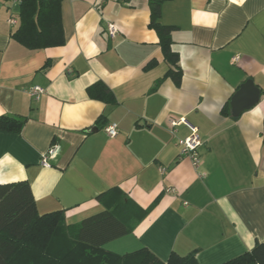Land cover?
<instances>
[{"label": "crops", "instance_id": "0c3cea01", "mask_svg": "<svg viewBox=\"0 0 264 264\" xmlns=\"http://www.w3.org/2000/svg\"><path fill=\"white\" fill-rule=\"evenodd\" d=\"M18 7L0 0V116L26 122L20 133L0 131V185L29 183L39 215L63 212L67 225L104 211L99 196L118 188L151 208L104 246L119 255L146 248L167 262L196 252L199 264H224L264 243V0L163 4L162 24L177 28L180 86L165 79L148 0H62L64 45L39 50L12 36ZM248 81L260 102L224 116ZM98 82L116 103L90 99ZM34 86L45 90L40 100L29 94ZM182 118L202 140L198 168L178 144L190 130L171 126ZM109 124L117 136L104 132ZM56 142L59 156L43 167Z\"/></svg>", "mask_w": 264, "mask_h": 264}, {"label": "trees", "instance_id": "16d2710c", "mask_svg": "<svg viewBox=\"0 0 264 264\" xmlns=\"http://www.w3.org/2000/svg\"><path fill=\"white\" fill-rule=\"evenodd\" d=\"M170 0H148L149 28L159 38L164 60L169 66L165 79L180 86L183 71L179 55L172 50L174 26L162 24L163 4ZM62 0H20L19 27L13 38L30 50L64 45L61 15ZM150 61L145 71L156 66ZM90 99L107 104L116 103L115 96L103 83L88 87ZM231 115L230 103L222 110ZM25 118L0 116V131L20 133ZM106 209L85 218L78 224L67 225L63 212L39 215L27 182L0 185V264H199L196 252L187 256L172 253L167 262L148 249L119 255L104 249L114 240L133 232L150 209L144 210L118 188L99 196ZM224 264H264V243Z\"/></svg>", "mask_w": 264, "mask_h": 264}, {"label": "built area", "instance_id": "2783aa9c", "mask_svg": "<svg viewBox=\"0 0 264 264\" xmlns=\"http://www.w3.org/2000/svg\"><path fill=\"white\" fill-rule=\"evenodd\" d=\"M16 4V6H19L20 0H13ZM9 23L11 25H16L17 21L14 18H11L9 20ZM117 33V28L114 25H109V34L111 37H113ZM234 60H238V57L234 58ZM45 93V90L40 86H34L29 90V94L35 99L40 100L41 96ZM262 102L264 103V98L262 99ZM179 125H185L189 130L190 134L178 141V144L181 149V156L188 157L194 168H198L201 165V158L199 155V148L202 146V140L198 134V129L191 125L189 122H187L185 119H179V120H172L171 126L173 128L179 126ZM104 132L109 137H115L118 134V128L115 124H109L104 127ZM62 150V146L59 142L54 143L48 151L42 156L41 159V165L43 167L49 168L51 167V161H54L60 154ZM162 172L164 170L162 169ZM170 192H173L174 190H168Z\"/></svg>", "mask_w": 264, "mask_h": 264}, {"label": "water", "instance_id": "95a60500", "mask_svg": "<svg viewBox=\"0 0 264 264\" xmlns=\"http://www.w3.org/2000/svg\"><path fill=\"white\" fill-rule=\"evenodd\" d=\"M261 90L253 81L243 84L240 90L233 96L231 100L232 114L234 117L240 116L260 102Z\"/></svg>", "mask_w": 264, "mask_h": 264}]
</instances>
